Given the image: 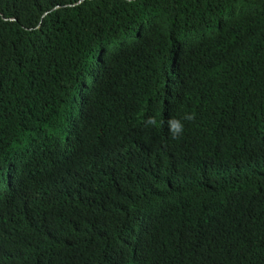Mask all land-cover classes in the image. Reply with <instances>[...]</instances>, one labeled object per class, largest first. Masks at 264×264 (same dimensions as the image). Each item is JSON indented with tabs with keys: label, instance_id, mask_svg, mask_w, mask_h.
Listing matches in <instances>:
<instances>
[{
	"label": "trees",
	"instance_id": "16d2710c",
	"mask_svg": "<svg viewBox=\"0 0 264 264\" xmlns=\"http://www.w3.org/2000/svg\"><path fill=\"white\" fill-rule=\"evenodd\" d=\"M0 264H264V0H0Z\"/></svg>",
	"mask_w": 264,
	"mask_h": 264
},
{
	"label": "clouds",
	"instance_id": "9594fccd",
	"mask_svg": "<svg viewBox=\"0 0 264 264\" xmlns=\"http://www.w3.org/2000/svg\"><path fill=\"white\" fill-rule=\"evenodd\" d=\"M129 3H132L133 0H128ZM195 118L194 114L187 113L184 115L183 120L191 121ZM146 124L151 127H159L161 122L158 121L155 117H149L146 121ZM168 130L173 139H178L183 135L184 132V123L181 119L172 117L167 121Z\"/></svg>",
	"mask_w": 264,
	"mask_h": 264
}]
</instances>
